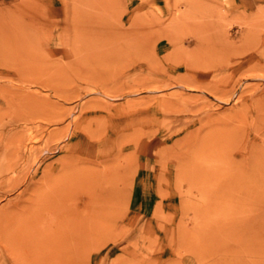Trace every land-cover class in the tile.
<instances>
[{"label":"rangeland","instance_id":"374dc122","mask_svg":"<svg viewBox=\"0 0 264 264\" xmlns=\"http://www.w3.org/2000/svg\"><path fill=\"white\" fill-rule=\"evenodd\" d=\"M0 264H264V0H0Z\"/></svg>","mask_w":264,"mask_h":264},{"label":"bare ground","instance_id":"6f19581e","mask_svg":"<svg viewBox=\"0 0 264 264\" xmlns=\"http://www.w3.org/2000/svg\"><path fill=\"white\" fill-rule=\"evenodd\" d=\"M186 82H188V80L183 81V83H186ZM206 88H207V87H206ZM206 90H207V89H206ZM210 91L212 92V94H213L214 96H217L216 93H218V92H216V89H215V90L210 89ZM218 98H219V97H218ZM220 99H221V98H220ZM211 167H213V165H211L210 168H211ZM212 169H213V168H212ZM219 170H220V169H219ZM216 171H217V170H216ZM212 172H213V170H212ZM213 173H214V172H213ZM210 174H211V173H210ZM211 175H212V174H211ZM220 176H221V175H220ZM211 178H212V177H211ZM215 178H216V176H215ZM215 178H214V179H215ZM217 179H218V178H217ZM228 180H229V179H228ZM214 181H215V180H214ZM214 183H215V182H214ZM214 183H213V184H214ZM217 183H219V181H218ZM210 187H212V184H210ZM220 188H221V186H220Z\"/></svg>","mask_w":264,"mask_h":264}]
</instances>
